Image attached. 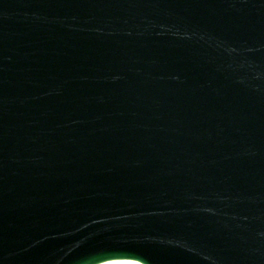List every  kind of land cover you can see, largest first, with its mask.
Returning <instances> with one entry per match:
<instances>
[{"label":"water","instance_id":"95a60500","mask_svg":"<svg viewBox=\"0 0 264 264\" xmlns=\"http://www.w3.org/2000/svg\"><path fill=\"white\" fill-rule=\"evenodd\" d=\"M264 264V0H0V264Z\"/></svg>","mask_w":264,"mask_h":264},{"label":"bare ground","instance_id":"6f19581e","mask_svg":"<svg viewBox=\"0 0 264 264\" xmlns=\"http://www.w3.org/2000/svg\"><path fill=\"white\" fill-rule=\"evenodd\" d=\"M102 264H140L136 261H130V260H116V261H109Z\"/></svg>","mask_w":264,"mask_h":264}]
</instances>
